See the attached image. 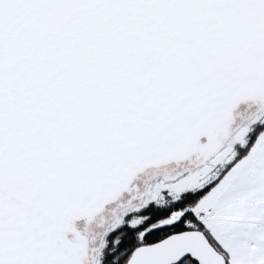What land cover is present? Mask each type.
I'll return each instance as SVG.
<instances>
[{
    "label": "snow or ice",
    "instance_id": "1",
    "mask_svg": "<svg viewBox=\"0 0 264 264\" xmlns=\"http://www.w3.org/2000/svg\"><path fill=\"white\" fill-rule=\"evenodd\" d=\"M0 264H264V0H0Z\"/></svg>",
    "mask_w": 264,
    "mask_h": 264
}]
</instances>
